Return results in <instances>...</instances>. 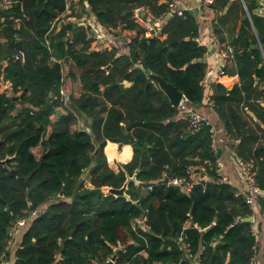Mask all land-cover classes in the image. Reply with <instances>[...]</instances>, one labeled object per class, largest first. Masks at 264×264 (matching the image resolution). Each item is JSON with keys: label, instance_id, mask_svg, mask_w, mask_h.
<instances>
[{"label": "trees", "instance_id": "obj_1", "mask_svg": "<svg viewBox=\"0 0 264 264\" xmlns=\"http://www.w3.org/2000/svg\"><path fill=\"white\" fill-rule=\"evenodd\" d=\"M161 1L168 0H70L69 20L82 18L85 2L106 31L135 32L125 42L128 54L93 50L90 28L61 17L64 0H31L40 8L33 19L19 5L0 10V90L6 87L0 92V263L9 261L5 246L15 223L25 220L12 264H97L110 256L114 264H249L255 239L243 219L250 210L214 174L210 129L190 132L149 78H162L194 106L202 103L206 48L197 41L192 14L171 17L151 38L133 18L140 8L157 18L166 10ZM220 1L225 7L230 0ZM251 20L256 36L246 21L231 43L240 86L215 85L210 97L235 139L232 131L248 125L235 116L242 92L254 91L253 74L264 79V20ZM62 63L71 64L69 77L80 83L67 106L55 99L64 85ZM79 120L88 130H72ZM127 145L132 158L115 172L108 164L127 162ZM240 146L237 156L249 160ZM201 166L208 180L199 174L189 193L168 183ZM126 175L134 177L125 192L129 200L106 193L121 188ZM137 218H145L148 230L133 229Z\"/></svg>", "mask_w": 264, "mask_h": 264}, {"label": "crops", "instance_id": "obj_2", "mask_svg": "<svg viewBox=\"0 0 264 264\" xmlns=\"http://www.w3.org/2000/svg\"><path fill=\"white\" fill-rule=\"evenodd\" d=\"M251 2L252 0H230L226 2L224 7L220 0H215L212 3V6L215 5V10L212 8L211 10H207L203 6V0H182L185 10L192 14L198 24L199 32L197 41L200 45L205 46L206 48L204 61L207 64V69L205 80L203 82L204 98L196 110L198 113L204 115L211 123V142L217 151L216 159L222 164V171L227 180L226 184L229 185L235 193L240 192L242 198L243 184L235 165L236 159H242L237 156L239 152L238 145L241 144L240 151L242 156L250 158L246 161H251L254 165L257 179L256 183L262 193L255 204L251 207L248 206V208L250 210V215H253V223L251 225L254 231L256 262L257 264H264V188L261 187V185L264 186V166H261L260 164L264 160V79L256 77L253 74L252 80L254 91L251 92V90L247 88V92H242L243 100L239 102V105L242 106L240 107V112L235 113V116H241L242 119L245 118L248 121V125L244 126L243 129H240L239 131H232L236 139L229 135V131L224 126V121L215 112L213 102L210 99L213 95V86L215 85H220L226 90H231L235 86L239 87L241 84L233 56L226 64L224 75H220L221 60L219 57V50L216 48V43L223 44L224 48L229 47L234 51L231 43L233 39L238 36L246 21L249 23L253 34L256 36L251 16L261 17L264 20V0H255V4L247 8V4L249 6ZM161 3L167 4L166 1H161ZM76 7L77 5H75V9ZM83 7L85 13L82 18L84 22L85 20L88 21L86 22L87 24L84 23V25H87L88 28H90V33L94 38L91 48L96 51L117 48L119 54H128V48L126 47L125 42L128 43L130 41L129 39L135 36V32L122 31L118 28L115 30L116 33H114V36L118 39H114L111 36L113 30L108 32L97 25L96 21L93 20V16L88 13L89 8L85 2L83 3ZM139 14H143V19L145 20L149 19L152 21L155 18L146 8L141 9ZM82 18L73 17L71 23L78 26V21ZM214 26L217 27L219 35L215 33ZM211 32L213 33L214 39L210 36ZM208 44H211L210 47ZM263 44L264 43H259V48L262 54L264 50ZM96 45L98 47H95ZM259 67H262L264 70V61ZM71 68L72 66L70 63H62L63 86H65L68 91L71 87L74 88L75 83H77L78 89L80 88L78 81L69 77ZM123 85L126 87L130 86V84L126 82H124ZM4 90L5 89L2 88L0 92H3ZM254 93L255 95L259 94V97L256 98ZM226 120L228 124H231L229 114L227 115ZM242 121L244 122V120ZM231 129H234V127L231 126ZM116 146L119 150L122 148V146ZM130 150L131 156L129 160L127 162L117 161V163H128L132 158L131 147ZM37 153V156H39V149H37ZM253 155L254 158L252 157ZM199 174V172L196 173L193 179L199 178ZM202 176H204L202 182L208 180L207 176ZM250 215H248V217ZM21 232V228L18 229L13 238L9 250V261L6 264L13 263L14 253L21 240Z\"/></svg>", "mask_w": 264, "mask_h": 264}, {"label": "built area", "instance_id": "obj_3", "mask_svg": "<svg viewBox=\"0 0 264 264\" xmlns=\"http://www.w3.org/2000/svg\"><path fill=\"white\" fill-rule=\"evenodd\" d=\"M215 0H203V6L207 10H211V4ZM65 2V9L64 13L62 14V18H67L66 20H69V17L72 16V9H71V2L70 0H64ZM19 5L21 7V2L18 0H0V10L1 11H6L12 6ZM140 9H136L133 12V18L135 22L138 24V26L143 30V37L144 38H151L154 35H157L160 31V28H157L155 24L157 22H160L166 15H170L171 17L173 16H182L183 12L187 11L183 7L182 0H168L166 4V10L163 14L158 16L157 18H154L152 21L151 20H145L143 19V14L140 15ZM12 19V18H11ZM73 19L72 17L70 18L69 21ZM16 22H18V19H14ZM88 22L87 20H83V18L78 21V26H86L84 23ZM87 24V23H86ZM115 30L111 32V36L114 39H117L116 36H114ZM210 36L212 39H214L213 33H210ZM216 48L219 50V57L221 60V70H220V75H224V69L226 67V64L229 59L232 58V49L229 47L224 48L223 44L216 43ZM22 58V53L19 52V54L16 56ZM16 58V59H17ZM2 88L6 89V87L3 85ZM68 90L65 88V86H62L59 88L58 94L56 95L55 99L59 102V104L63 106H67L70 102L71 99V94L67 92ZM60 105V106H61ZM62 107V106H61ZM177 111V117L179 118H184L187 120L188 123V130L193 133H197L202 131L205 128L211 129V123L210 121L202 114L198 113L195 107H193L188 100L183 96V98L180 100L178 106L176 107ZM211 138V136H210ZM210 149L213 153V155H217V151L215 147L213 146L212 142L210 145ZM235 165L239 174V177L241 179V182L243 184V199L244 202L247 206L251 207L255 204V202L258 200L259 196L261 195V190L259 189L257 183H256V174H255V169L253 162L251 161H246L243 159H236L235 160ZM196 170L206 172L205 168L199 167ZM195 169H191L186 171L187 176L186 177H181V178H176L169 180V184L172 185H181L186 193H189L197 179H193L196 173L194 172ZM200 173V172H199ZM214 174L218 178V182L222 184H226L227 180L225 175L223 174L222 171V164L221 162L216 159L215 160V169H214ZM235 196H241L240 192H236ZM35 214H32L29 216L31 219L32 216ZM248 218H251L252 221L250 222L251 224L253 223V215H250ZM26 224L25 220H20L15 223L14 228L12 229V238H14L16 232L18 229L23 228ZM186 225V224H185ZM137 226H141L144 230H148L147 225L145 224V218H137L132 221V227L135 229ZM251 232L252 235L254 236V231L251 225ZM182 240V236L179 238L178 242ZM13 239L8 242V244L5 246V251L9 252L10 246L12 245ZM181 249H186L183 246H181ZM186 255L188 256L187 251H185ZM189 257V256H188ZM114 259L115 257H108L103 263H97V264H114ZM0 264H5L4 262H1ZM96 264V263H94ZM249 264H257L256 262V256H255V247H253V255L250 258Z\"/></svg>", "mask_w": 264, "mask_h": 264}, {"label": "water", "instance_id": "obj_4", "mask_svg": "<svg viewBox=\"0 0 264 264\" xmlns=\"http://www.w3.org/2000/svg\"><path fill=\"white\" fill-rule=\"evenodd\" d=\"M40 10V8H32L31 7V0H22L21 3V12L23 13V15L29 19H33L36 15V13ZM171 19L170 15H166L160 22H157L155 24V26L157 28H161L168 20ZM93 20L96 21L95 17H93ZM64 26V22L61 21L57 27V31L59 29H61ZM211 44H208V46L210 47ZM263 48H264V44H263ZM200 61V60H198ZM133 63L136 64L137 63V59L134 57L133 58ZM110 66H107L105 69L108 70ZM135 68V67H134ZM149 78L153 79L156 81L158 88L164 93V95L168 98L169 103L171 104L172 107L176 108L180 102V100L183 98V95L181 93H179L173 86H171L170 84L166 83L162 78L149 74ZM49 97H52V94L49 95ZM194 106V105H193ZM195 108H197L198 106H194ZM61 112L58 111L56 116L57 118H59L61 116ZM1 164H5V161L0 162ZM195 173H198V170L194 171ZM130 181H134V177L133 178H129L126 175V181L123 184V186L119 189H113V188H108L106 189V193L113 195L115 197H124L126 198V200H129V198L126 196L125 192L127 189V184ZM63 192L61 191L59 194V197H62ZM252 219L251 218H244L243 222H251ZM116 253V252H115Z\"/></svg>", "mask_w": 264, "mask_h": 264}, {"label": "rangeland", "instance_id": "obj_5", "mask_svg": "<svg viewBox=\"0 0 264 264\" xmlns=\"http://www.w3.org/2000/svg\"><path fill=\"white\" fill-rule=\"evenodd\" d=\"M76 10L78 11V10H81V6L80 5H77V7H76ZM117 35H118V33H117ZM118 39V38H117ZM131 39V38H130ZM129 39V40H130ZM95 47H98L97 45L95 46ZM118 48H120V47H118ZM98 51H100V50H98ZM116 51H117V48H116ZM78 83H79V81H78ZM80 84V83H79ZM67 92H69L70 94H71V97H78L79 96V94H80V88L78 89V86H77V83H75V86H74V88L73 87H71V89H69V91H67ZM79 93V94H78ZM78 95V96H77ZM189 102V101H188ZM190 103V102H189ZM191 104V103H190ZM192 106H193V104H191ZM194 107V106H193ZM61 113H63V111L62 110H59ZM79 128H85L84 127V123H83V121L82 120H79L73 127H72V130H77V129H79ZM85 130H87V128H85ZM117 145V144H116ZM103 152H104V150H103ZM107 162V161H106ZM108 164V163H107ZM121 163H117V162H114L112 165H109L108 164V166L112 169V170H114L115 172H117V170H118V166L120 165ZM202 168H205L204 166H201ZM206 169V168H205ZM200 172V174L201 175H204V172H202V171H199ZM82 178H84L85 180H87V173L82 177ZM84 183H87V188H91L90 186H89V182H87V181H85Z\"/></svg>", "mask_w": 264, "mask_h": 264}]
</instances>
